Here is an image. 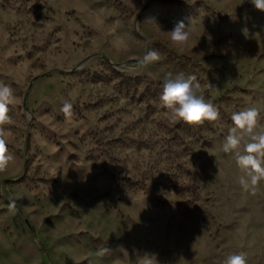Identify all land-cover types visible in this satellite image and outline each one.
Instances as JSON below:
<instances>
[{"label":"rangeland","instance_id":"374dc122","mask_svg":"<svg viewBox=\"0 0 264 264\" xmlns=\"http://www.w3.org/2000/svg\"><path fill=\"white\" fill-rule=\"evenodd\" d=\"M201 16L187 46L170 41ZM149 49L161 59L137 69ZM167 72L195 75L220 119L170 124ZM0 80L16 96L0 264H264V180L244 192L221 148L233 112L256 107L264 125V13L249 0H0Z\"/></svg>","mask_w":264,"mask_h":264},{"label":"clouds","instance_id":"9594fccd","mask_svg":"<svg viewBox=\"0 0 264 264\" xmlns=\"http://www.w3.org/2000/svg\"><path fill=\"white\" fill-rule=\"evenodd\" d=\"M254 8L264 13V0H249ZM178 20L173 28L168 31L170 41L178 48L187 46L193 25L202 22L200 18L188 17ZM152 23L155 24L154 21ZM247 33V29L243 30ZM161 59L155 49H149L137 61L136 68H144ZM16 99L11 85L0 80V173L6 172L15 162V155L9 150L5 139L6 126L11 123L9 116L10 106ZM160 106L166 109L168 122L172 125L181 122L199 126L205 122H215L220 119V110L215 104L205 97L201 85L195 75H185L183 72H167L161 83L159 94ZM60 111L64 116L73 115V105L63 103ZM260 110L248 106L231 115L232 127L229 128L221 148L223 153L230 154L243 175L239 177V186L244 192L255 194L257 187L264 180V125H259ZM30 119V117H29ZM9 211L15 213L17 205L15 199L9 201ZM111 250L101 248L97 254L106 255ZM222 264H248V257L244 252L228 255Z\"/></svg>","mask_w":264,"mask_h":264}]
</instances>
